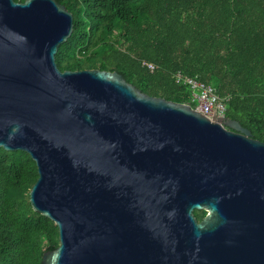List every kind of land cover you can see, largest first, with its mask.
<instances>
[{
  "label": "water",
  "instance_id": "95a60500",
  "mask_svg": "<svg viewBox=\"0 0 264 264\" xmlns=\"http://www.w3.org/2000/svg\"><path fill=\"white\" fill-rule=\"evenodd\" d=\"M73 30L57 0H0V147L36 163L29 201L59 234L42 264H264V142L117 71L62 70Z\"/></svg>",
  "mask_w": 264,
  "mask_h": 264
},
{
  "label": "trees",
  "instance_id": "16d2710c",
  "mask_svg": "<svg viewBox=\"0 0 264 264\" xmlns=\"http://www.w3.org/2000/svg\"><path fill=\"white\" fill-rule=\"evenodd\" d=\"M57 1L74 15L56 53L62 70L117 71L149 95L194 105L181 71L213 85L226 116L264 141V0ZM37 178L27 152L0 147V264H42L59 245L57 225L29 201Z\"/></svg>",
  "mask_w": 264,
  "mask_h": 264
},
{
  "label": "built area",
  "instance_id": "2783aa9c",
  "mask_svg": "<svg viewBox=\"0 0 264 264\" xmlns=\"http://www.w3.org/2000/svg\"><path fill=\"white\" fill-rule=\"evenodd\" d=\"M150 70H154L156 65L149 62H143ZM174 76L177 81L182 82L190 87V101L194 109L202 112L210 118H226L227 98L218 94L216 88L200 81L195 77L188 76L181 71H177Z\"/></svg>",
  "mask_w": 264,
  "mask_h": 264
},
{
  "label": "flooded vegetation",
  "instance_id": "af4514ba",
  "mask_svg": "<svg viewBox=\"0 0 264 264\" xmlns=\"http://www.w3.org/2000/svg\"><path fill=\"white\" fill-rule=\"evenodd\" d=\"M238 125V127H239V131H237V130H235V132L236 133H239V134H242V132L243 133H245V135H246V137L248 138V139H250V140H256V141H261V142H264L263 140H261V139H259L258 137H257V135H258V133H256V132H254L253 130H251L249 127H247L245 124H243V123H239V124H237ZM227 129H231V130H233L232 128H230L229 126H227V125H224ZM248 130L249 131V133H246V132H244L243 130ZM195 211H198V212H200L201 214H202V217L201 218H199L196 214H195V216H196V218H197V220L198 221H201L203 218H204V216L207 214V211L206 210H195Z\"/></svg>",
  "mask_w": 264,
  "mask_h": 264
}]
</instances>
